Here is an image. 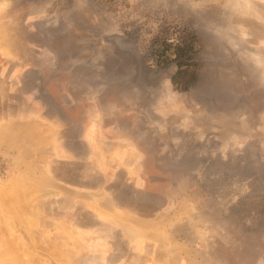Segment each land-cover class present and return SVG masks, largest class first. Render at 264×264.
<instances>
[{
  "label": "rangeland",
  "instance_id": "obj_1",
  "mask_svg": "<svg viewBox=\"0 0 264 264\" xmlns=\"http://www.w3.org/2000/svg\"><path fill=\"white\" fill-rule=\"evenodd\" d=\"M0 264H264V0H0Z\"/></svg>",
  "mask_w": 264,
  "mask_h": 264
},
{
  "label": "water",
  "instance_id": "obj_2",
  "mask_svg": "<svg viewBox=\"0 0 264 264\" xmlns=\"http://www.w3.org/2000/svg\"><path fill=\"white\" fill-rule=\"evenodd\" d=\"M113 39V38H112ZM122 40H125L126 42H128L130 45H132L134 47V49L137 47L136 44L134 43V41L131 39V38H123ZM110 42L112 41L111 39L109 40ZM128 54H130V52L126 51ZM133 56V55H131ZM115 57V56H114ZM113 58V57H112ZM112 58H109L111 60H113ZM135 63L138 62V59L136 58L135 59ZM87 64H91L90 62L86 61ZM89 67H91L90 65H88ZM122 69V66H118L117 68H114L113 71H111L109 74H106V73H103L102 70H99V69H95L96 71L98 70V73L100 74L101 78L106 80V81H111L114 77H116L115 74H118L120 72H122L123 70ZM112 74V75H111ZM135 74H133L131 71H128V70H124V74L122 75V80L120 81V83H124L125 81H130V80H133ZM209 83V82H208ZM207 83V84H208ZM205 85V84H204ZM204 85L202 86V88L200 89L199 93H205V90L204 89ZM207 91V90H206Z\"/></svg>",
  "mask_w": 264,
  "mask_h": 264
}]
</instances>
